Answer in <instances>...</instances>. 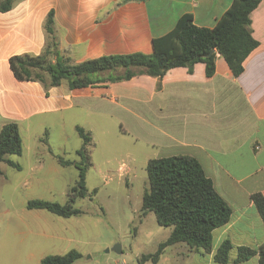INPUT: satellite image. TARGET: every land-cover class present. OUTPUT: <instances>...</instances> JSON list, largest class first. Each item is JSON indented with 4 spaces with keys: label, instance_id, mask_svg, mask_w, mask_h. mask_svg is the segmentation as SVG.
<instances>
[{
    "label": "crops",
    "instance_id": "obj_1",
    "mask_svg": "<svg viewBox=\"0 0 264 264\" xmlns=\"http://www.w3.org/2000/svg\"><path fill=\"white\" fill-rule=\"evenodd\" d=\"M120 1L20 0L0 12V119L18 126L37 116L79 109L87 99H102L118 85L69 89L63 82L45 91L38 82L14 78L9 58L43 51V25L50 12L58 51L74 65L102 56L150 54L152 40L170 32L183 14H191L197 27L213 28L232 2L146 0L120 5ZM250 19L258 46L237 77L217 55L209 78L204 65L197 63L191 73L176 68L160 80L136 76L119 82L143 89L144 136L156 149L154 159L194 158L232 212L229 222L212 232L210 252H191L177 244L167 248L159 262L172 254L175 264H218L213 255L225 240L233 246L231 262L238 247L257 249L264 244V224L250 198L256 193L264 198V0ZM63 138L68 140L65 134ZM45 146L56 161L51 147ZM239 264H258V256Z\"/></svg>",
    "mask_w": 264,
    "mask_h": 264
},
{
    "label": "rangeland",
    "instance_id": "obj_2",
    "mask_svg": "<svg viewBox=\"0 0 264 264\" xmlns=\"http://www.w3.org/2000/svg\"><path fill=\"white\" fill-rule=\"evenodd\" d=\"M116 83L107 95L95 89L105 96L87 99L79 109L18 123L22 153L8 157L18 168L0 163V264H40L45 256L70 250L80 254L73 264H139L143 254L155 252L167 239L170 228L141 211L148 189L146 165L156 157L144 136L143 89ZM5 123L0 119V126ZM76 126L91 138L85 147L91 165L85 175L86 197L74 203L81 213L62 218L27 210L29 200L67 201L78 171L59 166L45 144L54 155L77 161L75 151L83 145ZM117 245L120 254L114 250ZM164 258L158 264H175L172 254Z\"/></svg>",
    "mask_w": 264,
    "mask_h": 264
},
{
    "label": "trees",
    "instance_id": "obj_3",
    "mask_svg": "<svg viewBox=\"0 0 264 264\" xmlns=\"http://www.w3.org/2000/svg\"><path fill=\"white\" fill-rule=\"evenodd\" d=\"M20 0H0V12L13 8ZM146 0H121L118 4ZM262 0H232L229 8L217 20L213 28L197 27L192 15L183 14L174 28L152 40L150 54L133 53L110 55L70 64L57 48L53 34V15L50 12L44 22L46 43L39 55L22 54L9 58V68L18 81L38 82L43 88L57 87L65 82L69 89L95 88L127 81L136 76L160 80L169 70L184 68L188 73L197 63L205 67V76L215 72L217 55L227 64L234 77L243 72V62L258 46L251 31L250 15ZM117 70L122 71L118 73ZM75 131L82 140L76 151L77 161L56 157L62 167L74 166L77 181L67 195L64 204L43 200H29L27 210H44L58 217L78 216L81 211L74 207L77 199L86 197L85 175L91 166L85 147L91 138L81 127ZM22 142L15 123H7L0 129V163L18 168L8 157L20 156ZM148 189L142 196L141 211L145 216L153 213L157 224L170 228L165 241L151 254H143L139 264H158L165 250L182 244L189 251L210 252L212 232L227 224L231 208L215 191L200 164L187 155L150 159L146 165ZM251 201L264 224V198L251 195ZM233 246L225 240L213 255L218 264H239L258 256V264H264V244L257 249L238 247L236 257L230 262ZM80 258L76 250L64 255H48L40 264H73Z\"/></svg>",
    "mask_w": 264,
    "mask_h": 264
},
{
    "label": "water",
    "instance_id": "obj_4",
    "mask_svg": "<svg viewBox=\"0 0 264 264\" xmlns=\"http://www.w3.org/2000/svg\"><path fill=\"white\" fill-rule=\"evenodd\" d=\"M116 253L120 254L121 253V250H120V246L117 245V247L114 249Z\"/></svg>",
    "mask_w": 264,
    "mask_h": 264
},
{
    "label": "built area",
    "instance_id": "obj_5",
    "mask_svg": "<svg viewBox=\"0 0 264 264\" xmlns=\"http://www.w3.org/2000/svg\"><path fill=\"white\" fill-rule=\"evenodd\" d=\"M115 264H126L125 262H117Z\"/></svg>",
    "mask_w": 264,
    "mask_h": 264
}]
</instances>
